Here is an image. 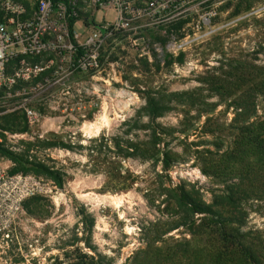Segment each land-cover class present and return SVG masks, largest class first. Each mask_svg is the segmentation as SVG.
I'll use <instances>...</instances> for the list:
<instances>
[{"label":"rangeland","instance_id":"374dc122","mask_svg":"<svg viewBox=\"0 0 264 264\" xmlns=\"http://www.w3.org/2000/svg\"><path fill=\"white\" fill-rule=\"evenodd\" d=\"M154 1L147 28L96 31L99 41L86 46L80 43L90 31L77 30L75 43L95 56L94 68H76L74 55L25 58L26 66L37 64L43 72L21 87L19 97L0 105V166L9 177L27 179L9 227L0 228V264H177L169 255L188 239L187 231L167 217L173 210L169 198L148 192L159 188L149 165L115 160L140 177L120 191L114 188L117 170L109 169L116 166L88 146L102 135H118L120 123L147 100L186 92L215 105L199 127L228 125L231 100L214 93H241L247 88L244 78L237 81L243 68L251 61L261 67L264 0ZM183 112L177 108L158 123L176 126ZM200 141L211 138L196 133L188 140ZM171 147L178 154L185 148L183 142ZM162 182L169 192L182 184L212 187L193 161L174 164ZM252 211L249 227L261 228L264 215ZM156 237L155 249H146ZM190 264L201 263L194 258Z\"/></svg>","mask_w":264,"mask_h":264},{"label":"trees","instance_id":"16d2710c","mask_svg":"<svg viewBox=\"0 0 264 264\" xmlns=\"http://www.w3.org/2000/svg\"><path fill=\"white\" fill-rule=\"evenodd\" d=\"M235 12L234 16L240 14L239 10ZM73 47L76 61L84 50L75 43ZM255 62L248 63L243 68L245 73L237 77V81L244 78V91L237 94L218 88L214 93L218 99L231 100L229 107L234 116L226 126L199 127L197 122L213 113L215 105H205L186 92L170 95L166 100H147L142 109L120 123L118 135H102L89 143L88 152L103 154L108 165L125 159L149 165V176L159 180V188L148 192L165 194L173 205L167 217H174L176 226L187 231L188 239L179 242L169 255L177 264H190L194 258H199L201 264H264V226L248 225L250 214L256 213L252 210L264 215V59L261 67H256ZM177 108L186 112L181 113L176 126L158 123ZM187 110H194L197 117H190ZM196 133L211 141L188 142ZM174 142L184 143L183 154L171 147ZM186 161H193L211 181V188L182 184L172 192L166 191L162 181L169 169ZM115 166L116 169L109 167L117 170L115 189L125 191L140 179L122 171L119 163ZM157 242V237L152 238L146 249H155Z\"/></svg>","mask_w":264,"mask_h":264},{"label":"built area","instance_id":"2783aa9c","mask_svg":"<svg viewBox=\"0 0 264 264\" xmlns=\"http://www.w3.org/2000/svg\"><path fill=\"white\" fill-rule=\"evenodd\" d=\"M154 5V0H0V105L19 97L21 87L43 72L37 64L26 66V57L63 54L70 60L73 43L79 40L77 30L90 31L80 43L86 46L99 41L96 31L144 29L153 24ZM75 65L81 70L94 68L95 56L84 51ZM26 115L36 118L30 110ZM26 183L21 176L9 177L0 166L1 229L9 227Z\"/></svg>","mask_w":264,"mask_h":264}]
</instances>
